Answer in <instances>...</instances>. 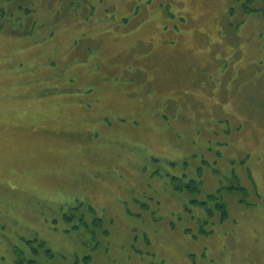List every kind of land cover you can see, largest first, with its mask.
<instances>
[{
  "label": "rangeland",
  "instance_id": "1",
  "mask_svg": "<svg viewBox=\"0 0 264 264\" xmlns=\"http://www.w3.org/2000/svg\"><path fill=\"white\" fill-rule=\"evenodd\" d=\"M0 4V264H264L263 12Z\"/></svg>",
  "mask_w": 264,
  "mask_h": 264
},
{
  "label": "trees",
  "instance_id": "2",
  "mask_svg": "<svg viewBox=\"0 0 264 264\" xmlns=\"http://www.w3.org/2000/svg\"><path fill=\"white\" fill-rule=\"evenodd\" d=\"M9 1H11L12 2V0H9ZM258 3H259V5H258ZM74 4L72 3L71 4V6H73ZM259 6V8H260V10H257V9H252V7L251 6ZM75 6V5H74ZM73 6V7H74ZM0 17L1 16H3V14H4V5H2V4H0ZM18 7V9H20L21 10V12H23L24 13V17L23 16H21L22 17V19L24 20V18H26V14H28L29 12H30V9L29 8H24V6H21V5H19V6H17ZM262 7V8H261ZM16 8V7H15ZM91 8H93V7H91ZM17 9V8H16ZM240 10H242V12L244 13V14H247V13H249V12H251L252 10L253 11H260V12H263V17H264V0H241V9ZM22 13V14H23ZM18 24L19 25H17V27H16V30L18 31V27H22V22L21 21H18ZM19 32V31H18ZM44 129H46V128H44ZM44 129H40L39 130V134L40 135H46V136H52V130L51 131H48V130H44ZM62 133L65 135V136H69L71 133H68L67 131H62ZM54 136V135H53ZM57 137H61L62 139H65L66 137L64 136H59V135H56ZM71 137V138H70ZM80 137V134L78 133V136L77 137H72V136H69L68 138H70L72 141H76V142H78V138ZM194 184V183H193ZM193 184H189V185H193ZM7 188V187H6ZM193 189H195V186H193ZM211 198H214L215 196H210ZM226 205H225V203H221L220 202V204L218 205V209L223 213V218H226L227 216H228V212H227V210H226V207H225Z\"/></svg>",
  "mask_w": 264,
  "mask_h": 264
},
{
  "label": "flooded vegetation",
  "instance_id": "3",
  "mask_svg": "<svg viewBox=\"0 0 264 264\" xmlns=\"http://www.w3.org/2000/svg\"><path fill=\"white\" fill-rule=\"evenodd\" d=\"M189 187V186H188ZM180 188H182V187H180ZM184 189H185V187H183ZM182 188V189H183ZM210 196H215L214 198H216V194H212V195H210ZM213 198V199H214ZM222 203V202H221ZM220 203H216V205L218 206ZM222 213V212H221ZM62 215H65V216H63V217H61L60 219H58V218H56V217H53V221L54 220H56L55 222H57L58 220H61L62 218H65V219H71L74 215L72 214V212H70V213H67V212H65V213H63ZM70 216V217H69ZM80 220H79V224L81 225V226H83V227H85V229L87 230L88 228V224H87V221H86V218H85V214H81L80 215ZM92 223H94V224H98V225H101V223H102V220H101V218H97V217H95L94 218V220L92 221ZM104 233L107 235L108 234V230H104ZM95 234V233H94ZM88 255H90L91 256V254H88Z\"/></svg>",
  "mask_w": 264,
  "mask_h": 264
}]
</instances>
